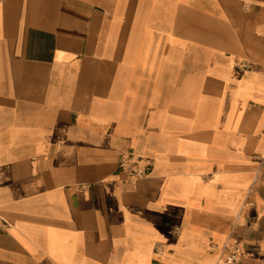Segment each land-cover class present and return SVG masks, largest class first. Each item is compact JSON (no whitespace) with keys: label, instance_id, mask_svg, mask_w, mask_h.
<instances>
[{"label":"crops","instance_id":"obj_1","mask_svg":"<svg viewBox=\"0 0 264 264\" xmlns=\"http://www.w3.org/2000/svg\"><path fill=\"white\" fill-rule=\"evenodd\" d=\"M0 213V264H264V0H0Z\"/></svg>","mask_w":264,"mask_h":264},{"label":"built area","instance_id":"obj_2","mask_svg":"<svg viewBox=\"0 0 264 264\" xmlns=\"http://www.w3.org/2000/svg\"><path fill=\"white\" fill-rule=\"evenodd\" d=\"M239 66L244 65L242 63ZM118 171L126 176L130 183L147 177L151 170V162L132 151H123L119 154ZM10 226L9 221L0 213V231ZM245 245L236 237L229 238L221 247L220 264H235L245 254Z\"/></svg>","mask_w":264,"mask_h":264}]
</instances>
